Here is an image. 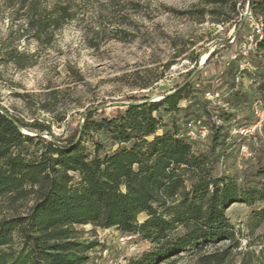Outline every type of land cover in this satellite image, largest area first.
<instances>
[{
  "label": "rangeland",
  "instance_id": "1",
  "mask_svg": "<svg viewBox=\"0 0 264 264\" xmlns=\"http://www.w3.org/2000/svg\"><path fill=\"white\" fill-rule=\"evenodd\" d=\"M30 2L0 0V104L25 122L48 126L44 136L51 131L65 138L84 122L89 109H98L97 119L103 112L111 115L118 107L125 109L132 96L160 100L193 77L192 92L178 110L160 109L166 128L174 123L184 134L189 119L205 115L204 93L220 90V104L208 107L214 115H222L220 123L229 139L223 151L216 149V171L255 190L256 199L227 208L235 239L210 249H228V264H264V199L257 198L264 188L253 175L255 169H264V115L260 129L240 132L258 119V100L264 111L263 70L257 62L264 61V53L257 55L259 42L251 56L256 69L245 71L240 82L234 81V90L235 73L230 72L244 62L240 52L252 33L246 11L261 22L262 17L244 0H236L238 15L230 22L216 21L224 13L211 14L212 9L228 11L230 7L208 0H35L36 22L45 24L59 5L72 14L61 18L58 26L45 27L37 37L30 25ZM91 135L108 142L101 131ZM92 139L87 136L85 144L91 147ZM209 145V137L194 141L197 151ZM8 211V204L0 199V215ZM145 216L142 213L139 219ZM77 228L84 238L100 242L89 251L88 264L135 263L152 247L149 240L116 227L87 224ZM192 263L186 252L176 261Z\"/></svg>",
  "mask_w": 264,
  "mask_h": 264
},
{
  "label": "trees",
  "instance_id": "2",
  "mask_svg": "<svg viewBox=\"0 0 264 264\" xmlns=\"http://www.w3.org/2000/svg\"><path fill=\"white\" fill-rule=\"evenodd\" d=\"M208 1L230 7L212 9L213 16L224 13L216 21L237 17L236 0ZM246 2L262 17L258 55L264 53V0ZM37 8L31 0L30 25L37 37L72 15L59 5L43 24L34 20ZM257 62L263 70L264 100V61ZM239 70L238 62L230 72ZM193 86V77H188L160 100L132 96L125 109L103 112L97 119L98 109H89L84 122L65 138L51 131L44 136L48 126L25 122L0 104V199L9 208L0 215V264H88L89 251L100 242L83 237L77 226L87 224L116 227L149 240L150 251L129 264H176L185 252L192 264H228V249L210 248L235 239L226 210L234 202L252 203L256 191L216 171V149L224 150L229 135L223 123L213 120L209 101L203 117L188 120L208 121L207 149L197 151L176 124L166 128L161 107L178 110ZM94 130L106 136L107 144L91 135ZM87 136L93 138L91 147L84 142ZM253 175L264 188V169H255ZM257 198L264 199V193Z\"/></svg>",
  "mask_w": 264,
  "mask_h": 264
},
{
  "label": "built area",
  "instance_id": "3",
  "mask_svg": "<svg viewBox=\"0 0 264 264\" xmlns=\"http://www.w3.org/2000/svg\"><path fill=\"white\" fill-rule=\"evenodd\" d=\"M246 17H248L251 20L252 23V33L248 36L247 41L243 44V47L241 49V56L244 60V62L240 63V70L235 75V81L240 82L242 80V76L245 73V71H253L256 69L255 64L251 60L252 53L256 50L259 37L263 34V24L260 20L256 19L251 11H246ZM205 98L209 101L211 105H217L220 104V98H221V91H207L204 93ZM261 101L258 100L257 103H255V114L258 117V119L252 123L249 127H242L240 129V132H249L251 130H256L257 128H261V123L263 121V115L264 111H262V108L260 106ZM213 120L216 121L217 124H221V120L216 116L213 115ZM186 135L188 138L192 141H198L200 139H207L210 135V128L208 124L204 122L202 118L199 119H192L187 122L186 124Z\"/></svg>",
  "mask_w": 264,
  "mask_h": 264
},
{
  "label": "water",
  "instance_id": "4",
  "mask_svg": "<svg viewBox=\"0 0 264 264\" xmlns=\"http://www.w3.org/2000/svg\"><path fill=\"white\" fill-rule=\"evenodd\" d=\"M203 64H204V62H203V63H201V66H202ZM164 96H165V95H164ZM164 96H163V97H164ZM163 97H162V98H163Z\"/></svg>",
  "mask_w": 264,
  "mask_h": 264
},
{
  "label": "bare ground",
  "instance_id": "5",
  "mask_svg": "<svg viewBox=\"0 0 264 264\" xmlns=\"http://www.w3.org/2000/svg\"><path fill=\"white\" fill-rule=\"evenodd\" d=\"M204 62V61H203ZM203 62H201V63H203Z\"/></svg>",
  "mask_w": 264,
  "mask_h": 264
}]
</instances>
